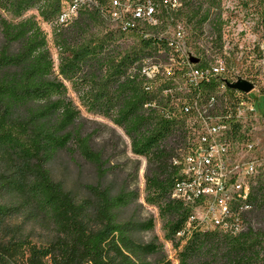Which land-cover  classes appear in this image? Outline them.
<instances>
[{
  "label": "trees",
  "instance_id": "trees-1",
  "mask_svg": "<svg viewBox=\"0 0 264 264\" xmlns=\"http://www.w3.org/2000/svg\"><path fill=\"white\" fill-rule=\"evenodd\" d=\"M69 1L0 0V264H171L157 238L146 243L137 238L152 221L125 215L138 190L130 189L127 179L116 181L119 169L111 164L106 143L98 141L102 127L117 140L120 135L83 116L65 82L86 112L121 127L131 152L147 159L145 201L158 207L165 239L172 241L193 213L171 197L180 178L174 161L187 149L185 118L174 114L163 93L171 81L149 78L142 70L148 61L165 58L172 46L165 27H175L182 17L191 25L186 43L199 62L216 58L202 41L223 47L222 0H153L160 21L151 35L121 30L115 24L120 21L105 14L108 0L82 3L76 17L61 26L56 17ZM32 9L38 19L25 15ZM253 9L264 40V0H256ZM41 22L51 25L57 68ZM206 22L215 26L213 40L201 28ZM215 85L200 86L202 93L208 95ZM260 91L264 94V85ZM228 121V137L245 138L243 124ZM59 156L91 166L94 182L85 185L90 196H78L54 177ZM138 167L135 161L132 182ZM249 185L248 207L239 212L240 225L233 226L238 231L192 229L179 237L185 242L177 264H264V228H255L252 219L264 210V169ZM43 224L53 235L40 246L27 226Z\"/></svg>",
  "mask_w": 264,
  "mask_h": 264
},
{
  "label": "built area",
  "instance_id": "built-area-1",
  "mask_svg": "<svg viewBox=\"0 0 264 264\" xmlns=\"http://www.w3.org/2000/svg\"><path fill=\"white\" fill-rule=\"evenodd\" d=\"M86 1L91 0H70L56 17V22L65 26ZM108 2L105 14L112 21V16H119L120 23L115 24L121 30L136 29L144 35L156 33L154 27L160 20L153 0ZM171 31L163 32L166 38L172 39L168 54L164 59L148 61L149 68L142 72L149 78L171 81V86L163 93L170 96L171 106L176 109L174 114L185 118L187 149L174 161L179 166L180 178L172 186L171 197L192 207L193 213L186 227L177 234L179 237L191 234L195 228L233 229L236 232L238 228L233 226L240 225L237 221L239 212L248 207L249 180L257 169L254 158L240 160L236 156L237 144H242L241 150L248 151V138L232 140L228 137L231 125L228 120L242 123L246 115L244 97L250 92L231 89L227 82L239 78L252 81L241 74L234 75L233 67L221 58L200 63L199 55L187 46L184 26L177 23ZM190 56L197 61L191 62ZM213 82L216 83L214 91L205 96L200 86Z\"/></svg>",
  "mask_w": 264,
  "mask_h": 264
},
{
  "label": "rangeland",
  "instance_id": "rangeland-1",
  "mask_svg": "<svg viewBox=\"0 0 264 264\" xmlns=\"http://www.w3.org/2000/svg\"><path fill=\"white\" fill-rule=\"evenodd\" d=\"M255 1L222 0V12H220L222 14V23L220 30L223 47L221 49L216 47L211 48V44L208 41L210 39L203 40L202 43L205 46V50L208 49L207 53L230 63L235 72L233 73L234 75L241 74L255 80V88L251 89L250 93L244 97L245 105L243 106L246 115L242 119L241 133H244L248 138L246 141V149L248 151L241 150L242 144H237L235 148L238 159L246 160L254 158L258 172L259 168L264 169V94L260 91L264 85V40L262 38L263 28L260 24L259 14L256 12V9H253ZM0 13L2 12L0 11ZM25 15H36L38 19L36 9L28 10ZM7 17L10 18L9 16ZM177 22L181 26H184L189 34L191 33V25L186 23L184 17L179 18ZM41 25L47 35L49 50L52 53L54 66L57 68L58 50H56L52 41L51 25L45 22H41ZM201 28L212 36V40L216 37L215 26H212L209 22L204 23ZM165 29L168 31L166 33H172L173 26L166 25ZM132 38L129 37L128 42L132 41ZM65 83L69 96L72 97L83 116L96 121L99 125L95 126L100 127V125H105L114 129L115 133L120 135L121 140H117L116 136H110V133L102 127L98 141L106 143V152L112 156L111 164L119 169L115 177L116 181L122 182L127 179L129 188H136L138 190L137 200L125 211V215L139 221H152L149 229L137 234L138 240L146 243L151 238H157V242L161 244L166 259L171 264H177L178 253L185 239H181L179 236L175 237L172 241L165 239L163 220L160 217L158 207L145 201L144 175L147 159L131 152L129 139L121 127L114 125L103 115L86 112L80 105L78 96L71 89L70 83ZM135 161H138L139 165L138 176L135 182H132L133 177L131 172ZM53 175L64 183L67 190H72L80 197L90 196L85 185L86 183L94 182V174H92V168L87 162L79 161L74 163L65 156H59L53 167ZM252 219L255 228H264V210L259 216ZM27 229H32L30 238L40 246L49 241L53 235L51 230L44 224L33 227L28 225ZM212 261L209 260L203 264H210Z\"/></svg>",
  "mask_w": 264,
  "mask_h": 264
},
{
  "label": "water",
  "instance_id": "water-1",
  "mask_svg": "<svg viewBox=\"0 0 264 264\" xmlns=\"http://www.w3.org/2000/svg\"><path fill=\"white\" fill-rule=\"evenodd\" d=\"M190 61L196 62L197 58H195L194 56H190ZM227 85L230 88L237 89L239 91L241 90L244 92H250V90L253 89V83L243 78H239L235 82H227Z\"/></svg>",
  "mask_w": 264,
  "mask_h": 264
},
{
  "label": "bare ground",
  "instance_id": "bare-ground-1",
  "mask_svg": "<svg viewBox=\"0 0 264 264\" xmlns=\"http://www.w3.org/2000/svg\"><path fill=\"white\" fill-rule=\"evenodd\" d=\"M112 17H113L114 19L120 21V17H119V16H112ZM170 41H171V43H172V39H171ZM145 68H149V65H146ZM145 68H144V69H145Z\"/></svg>",
  "mask_w": 264,
  "mask_h": 264
}]
</instances>
